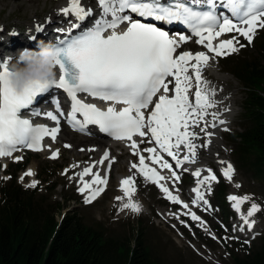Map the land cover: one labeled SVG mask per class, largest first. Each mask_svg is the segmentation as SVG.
Masks as SVG:
<instances>
[{
	"label": "snow or ice",
	"instance_id": "1",
	"mask_svg": "<svg viewBox=\"0 0 264 264\" xmlns=\"http://www.w3.org/2000/svg\"><path fill=\"white\" fill-rule=\"evenodd\" d=\"M98 7L100 19H96L88 30L78 36L60 38L55 44L59 70L57 83L36 84L18 95L9 85L11 60L5 58L0 63V158L11 157L20 149L41 151L46 137L56 142L61 131L58 116H65L58 100L54 101L58 115L53 114V111L31 112L35 116L44 115L56 126H34L30 119L24 117L29 114L26 110H30L39 97L50 90H63L71 101L67 119L74 130L89 134L88 126L92 125L117 141L127 142L126 146L132 155L139 158V163H132L129 170L135 169L146 181L155 184L173 204H183L178 195H173L169 187L160 183L166 177L145 161L147 159L152 165L167 169L174 178L175 188L180 176L164 154L175 161L176 169L186 163H195L197 149L207 147L210 143H195L200 139L199 132L210 137L212 133L208 132V127L217 126L205 117L211 115L213 121L225 123L219 120L216 113L208 112V109L216 106V92L209 87L203 73L210 60L225 58L245 47L239 38L251 45L258 30H264V0H189L187 3L184 0H98ZM218 8L226 9L230 15ZM59 14L82 22L92 17L93 11L90 8L86 10L82 0H69L68 6L61 9ZM132 14L142 19H136ZM149 19L167 25H182L190 36L173 35L154 23L143 22ZM73 27L78 28L80 24L69 25V28ZM35 31L42 32L43 29L36 26ZM57 31L67 34L65 29ZM229 33L235 35L230 39H219ZM192 37L196 38V44L207 51L178 52L181 45L188 43ZM213 41L218 43L214 45ZM79 94H86L108 106L102 110L96 104L78 98ZM144 143L154 146L141 149L140 145ZM64 147L70 148L71 145L65 144ZM144 152L149 155L146 157ZM58 157L59 149L52 152L50 159ZM105 161H108L106 167L110 172L114 160L105 151L98 162L78 173L83 185L78 191L81 194L88 192L85 203L94 201L108 185L107 174L102 176L99 172H93L97 164L104 165ZM207 172L208 175L202 179L201 170L192 173L197 178V186L192 189L195 193L192 204L197 207H210L201 187L207 185L210 194L211 184L218 182L210 169ZM233 174L234 169L229 163L223 175L231 181ZM25 175L34 173L29 171ZM84 176H91V180L85 182ZM135 179V176H130L120 182L121 191L128 198L121 210L130 209L139 214L141 206L132 201ZM36 183L34 181L29 187H36ZM250 199L247 196L229 197L237 213L241 211L240 206ZM117 200L121 198L117 197ZM183 207L187 209L189 206L183 204ZM260 210L257 204L252 203L247 214L241 215L249 230L255 223L250 218ZM182 214L190 215L192 221H199V225L208 231L206 222L195 212ZM212 239L217 238L213 235Z\"/></svg>",
	"mask_w": 264,
	"mask_h": 264
},
{
	"label": "rangeland",
	"instance_id": "2",
	"mask_svg": "<svg viewBox=\"0 0 264 264\" xmlns=\"http://www.w3.org/2000/svg\"><path fill=\"white\" fill-rule=\"evenodd\" d=\"M36 1L38 5L36 11H32L30 5L28 9H21V6L18 8L14 0L0 1V22H2L0 25L6 29L5 34L18 30H20L21 34H24L26 29L30 26V23L35 20H37V23H44L45 20L48 19V15L51 11L56 8L59 2L64 0ZM44 2H47L46 7H43ZM85 2L90 4V7L94 11H98V8L95 6L96 0H85ZM233 35L235 34H232L231 37L224 36L223 38L225 40L230 39ZM262 35H264V30L258 31L251 45H248L247 41L243 38H239L240 42L244 44L245 47L241 48L238 53L230 55L231 59H242V55H244L247 61L255 59L258 51L254 46H257ZM21 40L24 41L23 44L26 43L25 38H21ZM15 46H17L16 48L19 47L18 45ZM198 48V46H193L190 47V50L195 52ZM218 59L220 61V71L222 74H226L228 78V80L223 83L224 89L233 97L235 104L232 107L234 118L232 122L228 123L225 127L229 130L224 131L225 128L223 129V132L218 137V146L217 148L214 147V149L217 150H214L217 153V159L210 160L213 173L217 176V181L221 184L223 190H225L226 195L224 198L225 202L216 200L214 197V190L216 188L214 185L215 183L211 184L212 190L210 194L207 188L206 192L209 194L208 198L213 206L212 213H200L199 215L200 217L203 216L208 231H205L204 228L199 225V222H191L181 218L179 222L176 223L173 220L164 219L160 215V211L163 209L174 214L176 212L172 210L173 207L165 201L162 194L155 186L148 183V181L139 174L135 175V190L137 192L135 194V200L137 202H142V210L135 217L131 216L126 219H121V200H117L119 189L116 183L117 174H120V172L115 170L111 171L107 191L91 205H86L84 197L79 193L73 178V174L76 170H67L71 162L68 150H63L61 156L57 159H50L48 151H42L38 155H30L28 153L22 155L23 161H27L29 166H34L35 171L32 177L27 176L24 173L26 168L18 174L17 183L24 189H33V187H29V185L35 181L37 182V188L40 184L37 175H42L41 172L46 170V175L52 176L49 183H54L56 186L54 191H50V189L45 190V187L50 186V184H46L45 187L40 184L39 187H41V189L34 193L35 201L39 200V198L43 199V204H40L43 206L42 208H44L45 203L52 205L60 201L64 205L63 211L65 213L71 210V213L78 214L86 225L103 231L104 234L110 236L113 240L116 238V240L121 242L123 238L127 237L130 245H132L134 237L137 236L136 230L142 226L146 229L144 234H142L145 235V237H143L145 244L150 249L152 256L161 264H232V257L234 254L242 255L243 253H247L248 248L255 249L259 244L260 237L264 234V184L248 170H241L234 157L233 147L229 142L230 140L227 134L234 135L240 132L238 127L243 124L241 121V106L243 103L244 90L242 83L234 74H230L232 73L231 69L223 64L225 58ZM207 81L209 82V80ZM62 129L63 131H67L65 128ZM197 130L199 129H196V131ZM95 138L101 141H107L99 136ZM73 139H78V136L73 134ZM144 144L142 149L148 146L147 143ZM181 147L183 148V146ZM183 154L184 152L182 151L181 155ZM126 157L127 156L120 157L117 162H126L128 160ZM87 158L88 157L85 159ZM197 158L207 162L205 156L197 155ZM132 160L136 162V157H133ZM229 163L234 169L231 181L227 180L223 175V170L225 169L224 164L228 165ZM1 165H6L8 168L13 167L11 162H5ZM0 170V180L4 183L7 177L5 173H3L2 166ZM21 177H23V180H21ZM196 181L185 174L178 187L181 195L186 196L189 187L195 185ZM237 184L240 185V187L237 188ZM73 196L78 197L80 200H73L68 203L64 202V197L68 198ZM230 196H247L251 198L241 205V211H244L243 215L247 214L252 203L257 204L261 209L250 218V220L255 221L253 225L254 233L251 236L254 237L255 240L251 243H247L248 239L242 241L238 235H235V233L233 234V232L236 231L233 223L237 218V211L230 209L231 207L233 208L234 204V202L229 201ZM60 208H62L61 205ZM64 212H56V214H54V220L58 222ZM213 235L217 239H212Z\"/></svg>",
	"mask_w": 264,
	"mask_h": 264
},
{
	"label": "trees",
	"instance_id": "3",
	"mask_svg": "<svg viewBox=\"0 0 264 264\" xmlns=\"http://www.w3.org/2000/svg\"><path fill=\"white\" fill-rule=\"evenodd\" d=\"M255 49V59L247 61L242 55L224 64L244 90L243 124L231 137L234 157L241 170H248L264 184V35ZM16 171L8 173L9 182L0 188V264H161L146 246L143 231L132 246L127 237L120 242L85 225L75 213L65 215L57 227L54 213L60 202L45 203L42 208L43 199L34 200L37 189L23 190L16 184ZM46 172L39 178L48 185L52 176ZM257 247L234 254L232 264H264V234Z\"/></svg>",
	"mask_w": 264,
	"mask_h": 264
},
{
	"label": "bare ground",
	"instance_id": "4",
	"mask_svg": "<svg viewBox=\"0 0 264 264\" xmlns=\"http://www.w3.org/2000/svg\"><path fill=\"white\" fill-rule=\"evenodd\" d=\"M14 1H15V3H17L18 8H19V6H21V9H28V6L30 5V8L32 9V11L33 10L36 11L37 7H38L36 0H14ZM68 3H69V0H64V1L59 2V4L56 6V8L53 9V11H51V13L48 15V19H46L44 23H37V20H35L34 22H31L30 26L26 29L24 34H21L20 30L14 31V32L13 31L8 32L7 34H5L6 29L0 25V29H2V31H0V45H5L6 50H9L14 45H18V46L22 45L24 43V41L21 40V38L22 39L25 38V40L28 42H26L25 45H22L21 47H19V49H17V50L23 49L26 45H28L31 49L36 50L37 44H38V39L42 38L44 42H49L51 40L49 28L53 22H56L58 20H61L64 22L66 20V16L59 14V13H60L61 9L68 6ZM82 5L85 7L86 10H88L90 8L92 11H94L90 7V4L86 3L85 0H82ZM46 6H47V2H44L43 7H46ZM95 6L98 7V0H96ZM94 12H96V11H94ZM67 18L71 19L72 17H67ZM96 19H100V8L99 7H98V13H97ZM0 23H2V22H0ZM40 24H42V25H40ZM74 24L75 23L73 21L67 22L66 23L67 29H71V28H69V25H74ZM36 26H40L43 29V31L42 32L35 31ZM50 30H51V28H50ZM12 33H16V35L13 36ZM30 36H32L34 38H32ZM219 39L225 40L224 38H221V37ZM216 43H218V41L213 42L214 45ZM200 51L206 52L207 50L204 49L203 46H201L198 48V50L196 52H200ZM209 55L211 56V54H209ZM0 61L3 62V59L0 58ZM220 70H221V68H220L219 59L216 58V60H210L209 66L204 70L203 78L206 80H209V87L212 89H215V92H216V95L214 97V99L216 101V106L208 109V112L210 114L216 113L218 115L219 120H224L225 123L219 124L218 120L213 121L212 116L208 115L205 117V119L212 121L213 123H215L217 125L214 128L208 127L207 130H208V132H211L212 135L210 137H208L203 132H199V130H197V132H199L200 139L196 140L195 143L203 145L206 141H210V143H208L207 147H200L197 149V155L205 156V158H206L205 160L207 162H204L203 159L200 160V159L196 158L195 163H193V164H187L186 163V164H184L183 168L181 169V171L188 173V175H190L195 180H197V178L194 177L192 175V173L194 171H196L197 169L201 170V177L200 178H203L204 174H206V176L208 175V172H207L208 169H210L213 173V170H212L213 168L210 165L211 164L210 160L217 159L216 158L217 153L215 152L217 150L214 149V147L217 148L218 143H219L218 137L222 133L223 129L228 125V123L232 122V120L234 118V112H233L232 107L235 104V100L224 89L223 83L225 81H227L228 78H227V75L222 74V72ZM26 118L30 119V117H26ZM60 129H61V131L58 134L56 142H53L51 139H49L47 142H45L43 151H48L49 155L51 156L52 152L59 149V157H60L63 150H68V154L71 158V162L68 165L67 170H69V169H75L76 170L75 173L73 174V178H74V181H75L78 189L83 186L78 173L82 172L85 168L89 167L90 165L94 164L95 162H98L101 159V157L103 156L104 152L108 151L110 154V159L114 160V163L112 164L110 172L107 170V167H106L108 161H105L104 165L97 164L96 167L93 168V172L94 173L99 172L102 176L107 174V176H108L107 187L109 186L111 171L115 170L117 172L118 171L120 172V174H117L116 183H117V187L119 189L118 197L121 198L120 208L122 209L123 203H127L128 198L125 197L124 193L121 191V183L120 182L125 178H128L130 176H135L136 174H138L135 169H132L131 171L129 170L130 165L132 163H137V164L139 163L138 156L132 155L130 148L126 146L127 142L115 143V142L101 141V140L96 139L95 137H97V135H94V132H95L94 130H91L90 136H78V139H73V133H70L68 131H63L62 128H60ZM135 139H137V138H135ZM65 144L71 145V147L65 148L64 147ZM141 145H140V147L142 149ZM147 147H150V146L148 145ZM93 148L96 150L95 151H88V149H93ZM80 149H85V150L80 151ZM41 152H42V150L40 152H36V153H32V154L30 153V155H38ZM143 154L146 157L149 155L147 152H144ZM123 156H127L126 158H128V160L126 162H121V161L117 162V160ZM181 156H183V155H181ZM86 157H88V158L85 159ZM133 157H136V162H134L132 160ZM145 162L147 164H149L150 167H156L157 170L160 172V174L163 175L164 177H166L165 181H160L161 184H164L165 186L169 187V189L173 186L174 178L171 177V173L169 171H167L165 169H161L159 167V165H152L151 161H149L147 159ZM73 165H79V167L74 168V167H72ZM224 167L226 169L227 165L224 164ZM185 169H187V171H185ZM29 171L34 173L35 167L34 166L28 167L25 171V174ZM32 176L33 175H31L30 177H32ZM83 179L85 182H89L91 180V176H84ZM148 183L153 184L149 181H148ZM204 186H203L204 187L203 190L201 189V191L206 196V190H207L208 186H206V185H204ZM93 187H96V186H93ZM107 187L105 188V190L107 189ZM175 190L177 193H174L173 195H178L180 200L183 202V204H188L189 207L187 208V212H192V208L195 207V205L192 204V200L195 197V195L191 194V190L188 191V196L190 198V201L187 202V201L183 200V198L181 197V194L178 193L179 190L178 189H175ZM159 191H160V189H159ZM136 193L137 192L135 190V192L132 196V201L138 203L142 207V202L141 201L137 202L135 200L136 199L135 198ZM160 193L162 194L163 198H165V194L161 191H160ZM81 195H83L84 200H85L86 196L88 195V192L85 191V193L81 194ZM86 204H89V203H86ZM183 204H179V205L183 207ZM201 205H202V202H201ZM200 208L207 209L208 207L202 205V206H200ZM240 209H241V206H240ZM182 213H185V211L180 212L179 214H174V213H172L166 209H163L162 211H160V215L164 219L173 220L176 223L179 222L180 215ZM243 213H244V211H240V213H237V218L233 223L234 229L236 231H234L233 234L235 233V235H238V236L243 237V238H251L252 234L254 233V229H251L247 233H240L241 228L244 227L243 220L241 219V215ZM136 215L137 214L133 213L130 209H123L121 219L129 218L131 216L135 217ZM176 216H179V219H176ZM186 216H189V215H186ZM245 229H246V227H245Z\"/></svg>",
	"mask_w": 264,
	"mask_h": 264
},
{
	"label": "clouds",
	"instance_id": "5",
	"mask_svg": "<svg viewBox=\"0 0 264 264\" xmlns=\"http://www.w3.org/2000/svg\"><path fill=\"white\" fill-rule=\"evenodd\" d=\"M7 59L14 61L9 69V85L18 95L36 84L52 85L59 80L56 45L51 41H40L36 50H18Z\"/></svg>",
	"mask_w": 264,
	"mask_h": 264
}]
</instances>
